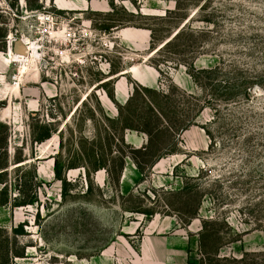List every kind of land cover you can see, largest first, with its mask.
<instances>
[{"label":"rangeland","instance_id":"obj_1","mask_svg":"<svg viewBox=\"0 0 264 264\" xmlns=\"http://www.w3.org/2000/svg\"><path fill=\"white\" fill-rule=\"evenodd\" d=\"M0 122V264H264V0H0Z\"/></svg>","mask_w":264,"mask_h":264},{"label":"trees","instance_id":"obj_2","mask_svg":"<svg viewBox=\"0 0 264 264\" xmlns=\"http://www.w3.org/2000/svg\"><path fill=\"white\" fill-rule=\"evenodd\" d=\"M29 1V0H27ZM112 6L114 7V4L112 3ZM168 12V11H166ZM181 34V32L177 33V35L175 37H179V35ZM187 73L192 77L193 81L197 84V85H201L202 84V75H204L205 73H213V70H208V69H199L197 70L196 67L194 65H191L189 68H187ZM151 90V89H147L144 88L143 91H145V93L147 94V92ZM187 129V127H185ZM53 133V130L49 127H46V131L43 135L36 137L35 141L37 142H43L44 140L48 139L51 137V134ZM9 135V129H8V125L5 123L0 122V184H4L3 186V191L6 192L8 190L7 184L4 182V180L1 178V174H3L7 168H8V150H7V138ZM152 146V141L150 140L149 143L146 146L141 147L140 149H138L140 152L142 151H147L151 148ZM162 157V155H159L158 157H156V159H152L151 161H149L150 165H154L160 158ZM135 163L139 169V171L142 173L145 169H144V165L141 161H138L135 157H134ZM55 171H56V178L60 179L61 178V173L58 169V164H56L55 166ZM34 200H28V201H21L18 203H15L14 206H22V205H26V204H33ZM8 203V198H4L3 200H0V204L1 205H5ZM217 254L214 258L212 257H208V263L207 264H211V260H219L221 261V259L218 257V253H214ZM224 260V258H222ZM225 260H228L227 258H225ZM235 261L238 262V260L235 259ZM242 261V260H240ZM203 264H205V261L203 262Z\"/></svg>","mask_w":264,"mask_h":264},{"label":"bare ground","instance_id":"obj_3","mask_svg":"<svg viewBox=\"0 0 264 264\" xmlns=\"http://www.w3.org/2000/svg\"><path fill=\"white\" fill-rule=\"evenodd\" d=\"M22 53V52H21Z\"/></svg>","mask_w":264,"mask_h":264},{"label":"crops","instance_id":"obj_4","mask_svg":"<svg viewBox=\"0 0 264 264\" xmlns=\"http://www.w3.org/2000/svg\"><path fill=\"white\" fill-rule=\"evenodd\" d=\"M128 100V99H127Z\"/></svg>","mask_w":264,"mask_h":264}]
</instances>
